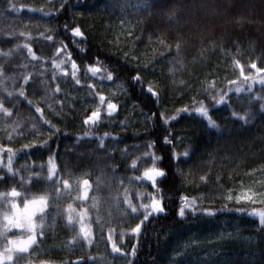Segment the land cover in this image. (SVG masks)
<instances>
[{
    "label": "trees",
    "instance_id": "1",
    "mask_svg": "<svg viewBox=\"0 0 264 264\" xmlns=\"http://www.w3.org/2000/svg\"><path fill=\"white\" fill-rule=\"evenodd\" d=\"M252 63L264 68V0H0V102L11 113L0 110V148L15 154L16 173L4 151L0 192L49 200L44 235L19 264H264V226L249 215L264 209V100L254 98L264 85ZM101 95L118 105L114 116ZM96 110L99 120L86 123ZM150 153L169 173L158 181L167 213L137 235L142 205L156 195L143 178ZM50 158L69 188L47 179ZM193 200L195 212L181 218ZM69 204L88 210L91 245L67 222Z\"/></svg>",
    "mask_w": 264,
    "mask_h": 264
},
{
    "label": "snow or ice",
    "instance_id": "2",
    "mask_svg": "<svg viewBox=\"0 0 264 264\" xmlns=\"http://www.w3.org/2000/svg\"><path fill=\"white\" fill-rule=\"evenodd\" d=\"M74 35L77 37L83 38L84 33L81 32V30L77 27L73 29ZM48 39L51 40L52 37L48 36ZM28 47L29 53H32L31 46ZM62 63V62H61ZM238 66L241 69V75H243V65ZM56 67L59 68L60 64H56ZM77 65L73 63L72 68L75 70ZM251 68L255 69L258 73L262 74L261 78L259 79V83L261 85H264V68H258L256 63L251 64ZM92 73H97L100 71L99 67H92L91 69ZM73 75H75V71H73ZM108 80H112L113 76L111 74L107 77ZM135 79L137 82H139V76H136ZM256 77H248L245 76V80H251L254 84L256 82ZM27 82V81H25ZM77 84L80 83L79 80L76 81ZM249 89H251V85H249ZM56 92H59L60 89L57 86L55 89ZM147 91L149 93H152L153 96H156L157 94L153 92L152 88H148ZM231 91V89H229ZM236 92H242L244 89L242 87L237 86L235 89ZM20 95L23 96L24 92L21 91ZM158 98V97H157ZM255 99L264 100V96H256ZM101 104L104 103L105 97L101 95L99 97ZM29 103H31L29 101ZM216 103L223 105L225 103V97L224 95H220L219 98L216 100ZM262 108H264V104L261 105ZM0 110H3L8 113V115H11L10 112H8L7 109L4 108V105L2 102H0ZM118 110V105L116 103H108L107 104V113L109 116H111L115 111ZM35 111L37 113H42V109L37 107L35 108ZM185 112H187V109H184ZM196 111L201 115L208 117V123L212 128H215L219 130V125L216 124L211 117L208 114V110L201 105L196 109ZM235 115V113H233ZM101 116V112L99 110L93 111L91 113V116L88 118L86 123H96ZM241 119H244L245 122H247L248 118L240 117ZM47 123V121H45ZM55 130V129H53ZM167 143H170V141H165ZM7 151L9 153L6 168L9 173H12L13 176L16 175L15 172H13V156L15 155L11 149H3L0 148V164H3V152ZM152 166L149 168H146L143 172V178H145L148 182L151 183V185L156 188V195H153L151 198L150 203L143 204V220L136 225V227L133 229V232L137 235L141 232V226L144 223V221L149 220L152 216H158L161 214H166L167 209L164 205L163 198L160 197L158 194L160 192V188L158 186V181H162L168 176V170L157 166L158 161H162V156H153L151 153L149 154ZM184 157L189 156V152L185 151L183 153ZM174 160H179V156H174ZM48 176L47 179L52 181L53 183L57 184L56 191L59 192L60 185L63 186V188L67 189L70 187L69 181L66 179H62L58 177V168L57 165L54 164L51 160V158L48 161ZM133 167H135V161L133 162ZM178 167V165H177ZM4 177L0 176V181H3ZM20 180L23 181L25 184H31V179L25 180L24 177H20ZM89 184L90 181L84 180L83 181V188H82V195L78 197L82 200H88L89 198ZM8 197H11L10 203H8ZM24 197L23 204L19 202V198ZM187 200V197L184 198ZM229 200L232 199L231 196L228 197ZM253 200V196L248 195L245 197H237V200ZM5 203H8V206L10 208V211L3 213V218L0 220V264H13L15 261L16 264H19V259L17 254H25L29 253V251L33 248L34 245L38 243V235L43 236L44 235V220L46 219L45 213L49 207V200L46 196L40 195V196H32L31 198H28L26 193L22 191H18L16 187H12L10 192L3 193L0 192V206H3ZM128 206L131 208V211L133 213L137 212V208L131 204L130 201H128ZM187 210H191L195 212V201H191L190 203H185L183 206H181L178 210V215L183 218L185 216ZM237 211H245L244 209H237ZM88 210L85 208L83 210L77 211L76 208L73 207V205L69 204L67 209L65 210L66 219L67 222L71 225H78L79 227V236L82 237L83 240H85L89 245L92 243V232L90 225L87 223L88 221ZM205 212L208 215H215V212L205 210ZM249 215L258 217L259 218V225L264 226V209H252V211L249 213ZM40 217L39 222H37V217ZM13 229L20 230V235L17 236H9L8 233L11 232ZM109 240L112 239L111 236L108 237ZM112 249L114 252L119 253L121 252V249L113 243ZM136 250L135 248L132 251V255L135 256Z\"/></svg>",
    "mask_w": 264,
    "mask_h": 264
},
{
    "label": "rangeland",
    "instance_id": "3",
    "mask_svg": "<svg viewBox=\"0 0 264 264\" xmlns=\"http://www.w3.org/2000/svg\"><path fill=\"white\" fill-rule=\"evenodd\" d=\"M108 103H110V102H108L107 99L105 98V101H104V107H105V112H106V113H107V104H108ZM116 112H117V111H115L111 116H114V115L116 114ZM107 116H109L108 113H107ZM111 116H109V117H111ZM242 200H245V199H242ZM187 211H188V210H187Z\"/></svg>",
    "mask_w": 264,
    "mask_h": 264
}]
</instances>
